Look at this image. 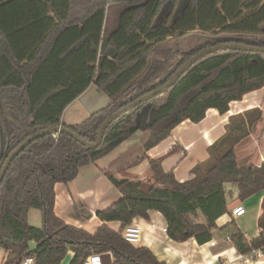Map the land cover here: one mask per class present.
Returning <instances> with one entry per match:
<instances>
[{
    "label": "trees",
    "instance_id": "1",
    "mask_svg": "<svg viewBox=\"0 0 264 264\" xmlns=\"http://www.w3.org/2000/svg\"><path fill=\"white\" fill-rule=\"evenodd\" d=\"M0 0V173L6 159L26 138L41 129L65 125L86 141H95L104 121L122 107L164 85L201 49L231 42L264 47V0ZM119 7L115 29L107 17ZM195 36L196 43L177 42ZM174 42V44H172ZM166 91L136 105L110 123L101 145L87 149L72 134L38 137L12 160L0 185V248L4 264H21L34 255L36 264H85L91 254H112L111 264H167L144 245L124 237L134 218L160 211L170 239L195 238L200 244L224 233L243 255L264 249L263 211L260 233L249 240L234 220L219 227L229 211L232 190L244 201L264 191V164H242L237 144L262 119L253 108L231 116L227 131L209 147L206 160L186 181L165 172L162 159L152 161L142 178L106 173L122 198L98 212L103 222L94 232L71 225L55 211V186L69 183L79 170L96 162L139 130L137 115L150 105L145 152L169 137L176 125L199 122L209 108L227 113L230 102L264 87V53L222 49L201 57ZM95 83L111 102L80 124L63 121L65 109ZM7 119V124L5 122ZM149 119V118H148ZM145 155V154H144ZM143 155V156H144ZM42 212V226L29 223V210ZM119 221L117 231L107 222ZM35 242L36 247H32Z\"/></svg>",
    "mask_w": 264,
    "mask_h": 264
},
{
    "label": "crops",
    "instance_id": "2",
    "mask_svg": "<svg viewBox=\"0 0 264 264\" xmlns=\"http://www.w3.org/2000/svg\"><path fill=\"white\" fill-rule=\"evenodd\" d=\"M118 11L119 7L109 11V29H115ZM110 102V96L100 92L96 84L92 83L68 105L63 121L70 126L80 124ZM229 108L225 114L216 108H209L199 122L187 119L176 125L169 137L146 152L143 145L148 137L145 130L140 128L104 157L82 167L71 182L56 183L54 211L67 223L94 232L103 223L98 212L123 196L107 176V172L118 178H142L145 186H152L156 180L150 175L151 163L154 159L161 158L165 172L172 171L177 180L186 181L192 177V168L207 159L209 147L227 131L230 117L244 114L253 108L262 110V119L250 126L249 135L237 144L236 153L242 164L256 163L261 166L264 164V87L252 90L240 100L230 102ZM228 188L233 192L228 201L229 211L218 218L217 224L222 228L234 220L246 234V238L253 240L261 231L258 218L263 211L261 203L264 191L242 201L234 186L229 184ZM238 205L245 207V214H233V209ZM131 223L139 224L144 229L139 245L149 247L156 257L167 264H264V249H260L261 255L248 259L236 250L224 233H218L205 244H200L195 238L186 241L170 239L165 230L166 219L158 210H151L148 217H136ZM107 224L117 231L123 227L119 221H109ZM30 245L36 247L35 242ZM5 255L3 252L0 264L5 263ZM73 256L74 252L70 250L60 264H70ZM111 260L113 261L112 254Z\"/></svg>",
    "mask_w": 264,
    "mask_h": 264
},
{
    "label": "water",
    "instance_id": "3",
    "mask_svg": "<svg viewBox=\"0 0 264 264\" xmlns=\"http://www.w3.org/2000/svg\"><path fill=\"white\" fill-rule=\"evenodd\" d=\"M186 0H180V3L177 7V14H179L183 8V5L185 4ZM231 38L229 36H220L218 37V43L217 45L209 46L206 48L201 49L198 53L193 55L185 64L169 79L167 83L164 85H161L155 89H153L151 92L148 94L136 99V101L122 107L119 111L116 113L110 115L104 123L101 125L97 139L95 141H86L83 138L80 137L78 133H76L73 129H68L65 125H56L54 127L46 128V129H41L38 132L32 134L28 138H26L20 145L17 146V148L9 155V157L6 159V164L3 167L1 173H0V185L2 183V179L4 178L8 168L11 165L12 160L24 149L27 147V145L32 142L35 139H38V137L43 136V135H55L57 133L65 132L68 134H72L79 142H81L83 145L87 147V149H94L97 148L101 145V142L104 138V134L107 130V127L110 125L111 122L119 118L122 114L126 113L128 110L136 107V105L146 102L150 99H152L154 96L166 91L169 89L170 86H172L174 83H176L185 73V71L190 68L193 64H195L198 60L201 59V57L206 56L208 54H212L216 52L217 50H222V49H240L244 51H255V52H260L264 53V47L262 46H257L254 44H245L241 42H231ZM156 116V110H153L151 112L150 110V105L147 104L145 107H143L142 111L138 113L136 121L140 124V127L142 130H147L149 125L153 122L154 118ZM149 118V119H148ZM5 122L7 124V119L5 118ZM0 131H2V126H1V118H0ZM102 260L103 264H109L111 263V253L108 252L107 254L102 255Z\"/></svg>",
    "mask_w": 264,
    "mask_h": 264
},
{
    "label": "built area",
    "instance_id": "4",
    "mask_svg": "<svg viewBox=\"0 0 264 264\" xmlns=\"http://www.w3.org/2000/svg\"><path fill=\"white\" fill-rule=\"evenodd\" d=\"M56 135L57 134H55L54 136ZM245 211L246 209L244 206L238 205L233 209V214L235 216L243 215L245 214ZM165 230H167V228ZM143 231L144 229L141 225L136 223H130L126 225V228L124 230V237L127 241L135 245H139L142 239ZM252 254V256L246 255L248 259L252 258L254 255H261V250H256ZM86 260L87 261L85 264H103L102 255L97 253L91 254V256H89ZM21 262V264H36V257L34 255H26Z\"/></svg>",
    "mask_w": 264,
    "mask_h": 264
},
{
    "label": "rangeland",
    "instance_id": "5",
    "mask_svg": "<svg viewBox=\"0 0 264 264\" xmlns=\"http://www.w3.org/2000/svg\"><path fill=\"white\" fill-rule=\"evenodd\" d=\"M195 39H196L195 36L187 37V38L177 42L179 45H176V46H184V45H186L188 43L189 44L196 43ZM172 44H174V42H172ZM145 135H146V137H148L150 135L149 130H145ZM29 212H30V214H29V223L32 226H34V227L40 228L42 226V212L39 211L38 209H33V208H31L29 210ZM3 252H5L4 249L0 248V257H1Z\"/></svg>",
    "mask_w": 264,
    "mask_h": 264
}]
</instances>
